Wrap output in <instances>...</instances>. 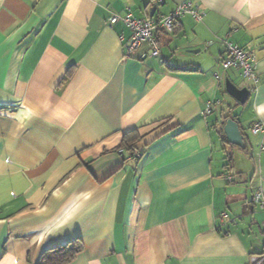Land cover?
I'll return each mask as SVG.
<instances>
[{"label": "crops", "instance_id": "crops-1", "mask_svg": "<svg viewBox=\"0 0 264 264\" xmlns=\"http://www.w3.org/2000/svg\"><path fill=\"white\" fill-rule=\"evenodd\" d=\"M187 1L202 18L159 31L160 56L146 42L128 52L130 29L107 21ZM226 40L253 52L256 82L220 67ZM226 79L251 89L244 103ZM259 107L264 0H0V264H37L74 238L83 248L65 264H252L264 255ZM226 116L244 172L226 154ZM131 130L145 135L135 156L118 149Z\"/></svg>", "mask_w": 264, "mask_h": 264}, {"label": "built area", "instance_id": "built-area-1", "mask_svg": "<svg viewBox=\"0 0 264 264\" xmlns=\"http://www.w3.org/2000/svg\"><path fill=\"white\" fill-rule=\"evenodd\" d=\"M160 2H162V0H160ZM183 14H189L195 20H201L202 18L199 8L187 1L178 3L171 12L165 15L159 14L156 16L137 17L131 12H127L122 16L112 13L107 18V21L109 24H113L116 21L121 20L130 29L131 43L128 52L133 51L140 43L146 42L149 45V55L160 56L161 47L158 40L159 31L171 32L174 21ZM224 43L226 55L220 59V67L223 70L230 67H239L243 77L256 82L257 75L255 72V56L253 52L242 49L228 40ZM214 76L218 79L220 78L218 72H216ZM219 103L220 100L218 99L208 101L205 105V112H210L213 109V106H216ZM262 128L263 126L261 123H256L252 127V131L257 132L262 130ZM260 148L264 150V145H261ZM252 201L264 208V197L260 187L253 192ZM262 227L264 229V222L262 223ZM263 260L264 255L254 257L252 259V264H260Z\"/></svg>", "mask_w": 264, "mask_h": 264}, {"label": "trees", "instance_id": "trees-1", "mask_svg": "<svg viewBox=\"0 0 264 264\" xmlns=\"http://www.w3.org/2000/svg\"><path fill=\"white\" fill-rule=\"evenodd\" d=\"M176 22L177 20H175L173 23L172 31L175 28ZM227 118L228 116L225 117V119ZM224 121H223V124H224ZM220 130L223 132V126H221ZM144 136H145L144 134L140 135L136 130L125 132L123 133L122 140L119 144L118 149L128 150L131 152V155L133 156L139 155V150L137 149L136 146L143 139ZM223 137L225 138L224 132H223ZM82 248H83V243L80 238H74V239L68 240L64 244H60V245L53 246V247L46 249L41 254V257L37 264H65V263H68L76 256L77 253H79L82 250Z\"/></svg>", "mask_w": 264, "mask_h": 264}, {"label": "water", "instance_id": "water-1", "mask_svg": "<svg viewBox=\"0 0 264 264\" xmlns=\"http://www.w3.org/2000/svg\"><path fill=\"white\" fill-rule=\"evenodd\" d=\"M226 92L235 98L239 103H244L250 95V90L246 87H238L229 79L225 80ZM223 132L227 143L244 148V136L236 120L228 117L223 124Z\"/></svg>", "mask_w": 264, "mask_h": 264}, {"label": "rangeland", "instance_id": "rangeland-1", "mask_svg": "<svg viewBox=\"0 0 264 264\" xmlns=\"http://www.w3.org/2000/svg\"><path fill=\"white\" fill-rule=\"evenodd\" d=\"M237 76V78H238V80L237 81H234L237 85H239V84H242V82L244 81L245 83H247V78H245V77H243L241 74L240 75H236ZM242 79V80H241ZM224 86V85H223ZM225 88V87H224ZM225 96L228 98V99H230V101L232 102V103H234V98L233 97H231L229 94H227V93H225ZM240 107L238 108V112H241V114H244V108L245 107H243L242 105H239ZM242 110V111H241ZM246 112H248V110H246ZM245 112V113H246ZM227 145L229 146V149L227 150V152H226V154L228 155L229 154V151H231L232 152V154H233V156H232V160L229 158V157H227V159H226V162L227 163H229V161L231 160V161H233V164H234V168H236V169H238V168H241L243 171L242 172H244L245 170H244V168H246L245 167V165H246V163H247V161H246V159H245V156H244V154H242V151L241 150H239V149H234L230 144H228L227 143ZM248 168V167H247Z\"/></svg>", "mask_w": 264, "mask_h": 264}, {"label": "clouds", "instance_id": "clouds-1", "mask_svg": "<svg viewBox=\"0 0 264 264\" xmlns=\"http://www.w3.org/2000/svg\"><path fill=\"white\" fill-rule=\"evenodd\" d=\"M257 114L261 115V116H264V107L257 108Z\"/></svg>", "mask_w": 264, "mask_h": 264}]
</instances>
